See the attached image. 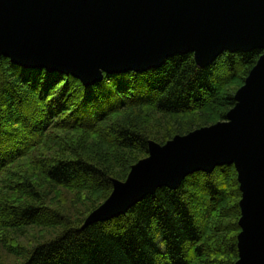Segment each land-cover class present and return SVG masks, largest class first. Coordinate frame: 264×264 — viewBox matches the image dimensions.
Segmentation results:
<instances>
[{
	"label": "trees",
	"instance_id": "obj_1",
	"mask_svg": "<svg viewBox=\"0 0 264 264\" xmlns=\"http://www.w3.org/2000/svg\"><path fill=\"white\" fill-rule=\"evenodd\" d=\"M263 55L224 51L200 67L188 52L90 86L2 57L0 251L18 264H238L243 193L234 164L85 225L115 182L150 157L151 143L227 122ZM30 230L38 233L26 245ZM0 264L16 263L0 254Z\"/></svg>",
	"mask_w": 264,
	"mask_h": 264
},
{
	"label": "water",
	"instance_id": "obj_2",
	"mask_svg": "<svg viewBox=\"0 0 264 264\" xmlns=\"http://www.w3.org/2000/svg\"><path fill=\"white\" fill-rule=\"evenodd\" d=\"M264 49V0H0V61L72 74L145 72L194 52L200 67L224 51ZM228 121L150 145V157L85 227L125 214L160 187L234 164L243 193L238 264H264V55Z\"/></svg>",
	"mask_w": 264,
	"mask_h": 264
},
{
	"label": "rangeland",
	"instance_id": "obj_3",
	"mask_svg": "<svg viewBox=\"0 0 264 264\" xmlns=\"http://www.w3.org/2000/svg\"><path fill=\"white\" fill-rule=\"evenodd\" d=\"M179 137V136H178ZM159 144H157V143H155V142H153L152 143V147L153 146H158ZM162 146V145H161ZM107 202V201H106ZM105 202V203H106ZM104 203V204H105ZM103 204V205H104ZM37 233L38 232H36L35 230H30L29 232H28V234H27V237L26 238H24L23 240H22V242L24 243V244H26V245H29L31 242H32V240H33V237L35 236V235H37ZM51 233V232H50ZM50 235H54L53 233L52 234H50ZM50 235H48V236H50ZM0 254H1V256L3 257V259L4 260H6L7 262H9V263H16V264H18V262L20 261V260H18V261H16V259L13 257V256H11V255H7L6 254V252L4 251V250H2V251H0Z\"/></svg>",
	"mask_w": 264,
	"mask_h": 264
}]
</instances>
